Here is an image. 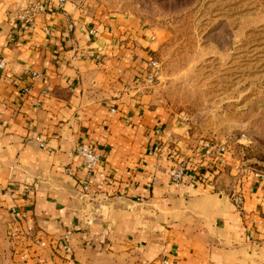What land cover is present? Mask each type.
Listing matches in <instances>:
<instances>
[{
    "label": "crops",
    "instance_id": "0c3cea01",
    "mask_svg": "<svg viewBox=\"0 0 264 264\" xmlns=\"http://www.w3.org/2000/svg\"><path fill=\"white\" fill-rule=\"evenodd\" d=\"M20 2L0 9V205L11 232L25 211L57 243H25L19 264H264V177L158 100L151 32L68 0L29 26ZM82 143L102 155L91 173Z\"/></svg>",
    "mask_w": 264,
    "mask_h": 264
},
{
    "label": "rangeland",
    "instance_id": "374dc122",
    "mask_svg": "<svg viewBox=\"0 0 264 264\" xmlns=\"http://www.w3.org/2000/svg\"><path fill=\"white\" fill-rule=\"evenodd\" d=\"M13 1L0 0V9ZM68 7L91 19H136L149 30L158 100L195 139L225 146L264 177V0H68ZM10 224L0 205V264L22 256Z\"/></svg>",
    "mask_w": 264,
    "mask_h": 264
},
{
    "label": "built area",
    "instance_id": "2783aa9c",
    "mask_svg": "<svg viewBox=\"0 0 264 264\" xmlns=\"http://www.w3.org/2000/svg\"><path fill=\"white\" fill-rule=\"evenodd\" d=\"M56 3L60 8H63L67 0H21L18 6L17 19L23 21L26 25L33 26L36 19L46 12V9L49 5ZM4 65L3 63L1 64ZM148 74L149 79L151 81L158 79L160 75V63L157 60H151L148 63ZM38 77V75H36ZM184 120H188L187 117H184ZM40 141V139H38ZM41 142V141H40ZM41 145L44 147V143L41 142ZM215 144L206 141L204 143V147L207 149L212 148ZM228 149L223 145H217V151L220 153H224ZM75 158L78 159L82 163V166L89 173L95 171V169L99 166L102 161V155L100 151L93 147L90 144L82 143L75 150ZM71 170H69V174H71ZM186 172V168L181 165L180 167L173 168L170 172L171 179L174 183L180 184L183 181L184 175ZM88 187L85 186L84 190L87 191ZM239 199H236V203L239 204ZM13 214L18 219L20 225L14 228L11 232V241L17 246V248L22 249L21 255L24 258H27L30 252L25 248H21L22 246H26L25 243H30L31 247L37 246L38 248H46L48 245L55 247L57 241L52 240L51 244H48L47 241H42L34 238L33 235V227L31 226V217L25 211L14 210ZM66 248V247H65ZM73 264H81V263H73Z\"/></svg>",
    "mask_w": 264,
    "mask_h": 264
}]
</instances>
